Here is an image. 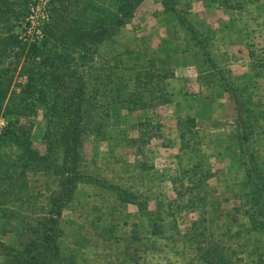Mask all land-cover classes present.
<instances>
[{"label":"rangeland","instance_id":"374dc122","mask_svg":"<svg viewBox=\"0 0 264 264\" xmlns=\"http://www.w3.org/2000/svg\"><path fill=\"white\" fill-rule=\"evenodd\" d=\"M61 1L41 3V0H0V84L6 80L4 86L9 87L11 99L21 95L24 86L28 85L30 74L36 72L45 54L65 55V48L59 42L64 40L65 25L67 28L74 27L77 22L87 24L95 19L110 23L115 18L119 2L72 0L69 6H65V3L61 6ZM173 1L187 25L203 41L216 69L229 77L244 99L249 125L254 134L253 147L257 163L264 171V1L249 0L242 10L227 9L222 0ZM87 5L90 6L87 12L78 16V10L82 11ZM57 11L63 20L54 38L56 42L43 47V52L35 60H18L23 48L27 55L30 47H42L48 41L50 26ZM73 54L76 55V51ZM93 57L88 65L91 68L86 70L91 91L97 76L105 77L114 72L115 85L121 84L124 89L121 93L128 95L135 90L134 80L138 72L143 73L155 65L166 68L182 65L199 73L201 86L195 83L189 85L192 89L194 86L199 87L198 90L203 92H200L202 96L192 101L195 99L194 93L185 91L187 100L185 98L177 113L171 107L148 105L136 108L135 112L130 113L133 116L129 119L123 116V111L119 119L112 118L104 126L108 137L106 141H99L93 133L87 132L84 136L86 164L82 170L92 177L146 191V197L154 199L148 203L154 211L162 201L175 196L172 188H160L157 184L177 177L171 167L174 162L171 161L173 154L178 152L179 157H182L179 163L183 167L179 165L182 171L186 170L188 161L191 166L188 168L190 177L203 175L197 176L203 181L198 182L193 189L201 193L205 205L186 217V220L180 216L182 210L178 213V227L182 233L171 241L149 234L150 222L147 215L139 212L141 206H137L139 211L134 207L127 209L113 202L110 194L103 193L96 186L83 184L62 215L61 264H203L191 242V236H186L191 221L199 219L203 220V227H210L209 233L214 232L219 239L225 236L226 246H222L226 249L228 264H264V234L251 230L244 211L243 203L248 189L244 186L237 149L228 148V142L221 143L218 138L214 142L216 149L221 151L218 161L207 164L204 159L207 154L202 150L209 144L208 140L203 128H199V122L191 124L189 117L194 110L201 116L199 118L208 119V103L215 99L226 100V105L221 106L222 111L218 109L217 115L232 120L236 113L230 95L222 90L215 73L204 64L195 41L185 27L165 10L162 0H143L131 22L98 46ZM185 74L187 78L194 79L191 71L185 72L183 76ZM147 93L146 90L143 94L145 100H148ZM5 112L4 109L0 112V128L4 129L9 125L7 117L1 119ZM37 114L38 118L28 122L36 126L31 144L33 150L44 155L49 148L42 138L46 119L43 110L39 109ZM151 122L159 127L155 130L157 136L150 141L151 144L142 146L145 152L140 156L143 164L137 166L131 162L137 155L132 147L139 137L137 129ZM117 143L122 146L128 143L127 146L132 148L119 150L115 157L113 154L106 155L102 149H96L101 144L107 148ZM164 147L169 149L164 150ZM184 149L189 153L182 156ZM12 153L19 155L16 143L0 140V157L4 163ZM56 157L60 162V154H56ZM24 161L27 162L24 176L11 180L3 173L0 181V216H9L7 221L5 218L0 221L7 231L4 236L0 235V242L17 250L23 244L16 233L23 226L22 220L36 219V216L46 213L49 199L57 190V177L52 171H37L32 168L31 159L26 158ZM185 173L189 177L187 171ZM209 179L211 181L208 183ZM200 205L199 202L198 207ZM137 233L141 239L145 238L142 244L134 247ZM143 243L147 246L144 247ZM136 255L138 257L134 260Z\"/></svg>","mask_w":264,"mask_h":264},{"label":"trees","instance_id":"16d2710c","mask_svg":"<svg viewBox=\"0 0 264 264\" xmlns=\"http://www.w3.org/2000/svg\"><path fill=\"white\" fill-rule=\"evenodd\" d=\"M142 1L119 0L115 18L110 23L104 22L103 19H95L87 24L77 22L74 27L67 28L65 25L64 40L59 41L60 45L65 48V55L45 54L46 56L42 57L43 61L38 63L36 72L33 71L30 74L28 85L16 99L9 97V87L4 86L6 80L0 84V112L6 101L5 113L16 117L34 116L39 109L44 111L46 128L42 138L49 146L44 155L33 150L29 131L32 125L27 127L28 130L24 126H20L17 130L14 125L18 124V121L14 124L9 122L0 140L1 142L11 140L16 143L19 155L12 153L6 163L0 157V172L6 174L11 180H14V177L24 176L27 166L24 160L27 158L32 160L30 161L32 168L44 173V170L52 171V174L57 177V190L49 199V210L43 215L36 216V219L26 221L23 219V226L17 231L14 229L20 235L19 239L23 240L21 249L17 250L0 242V252L5 257L4 264H61L60 225L64 209L73 201L82 184L98 185L94 180L86 179L87 176L82 170L84 136L87 132H91L97 139H106L103 128L110 123L112 118L119 119L124 110L135 112L138 107L148 106L143 100V91L148 85L150 73L145 74L147 72L143 71L135 75L136 87L128 98L126 94L121 93L124 90L121 84L115 85L114 72L108 73L105 77L97 76L92 91L86 78V70L91 68L88 65L93 60L97 47L111 39L131 22ZM162 1L165 10L185 27L195 41L204 64L216 74L224 91L230 95L237 117L235 140L238 145L239 162L243 169L244 186L248 189L246 215L251 229L264 234V171L257 163L253 147V133L248 124L247 105L231 80L222 72L217 71L203 41L196 35L193 28L187 25L174 1ZM71 2L72 0H62L61 6H64V3L65 6H69ZM222 2L227 9L242 10L249 0H222ZM89 8L90 6L87 5L82 11L78 10V16L87 12ZM61 20L63 16L57 11L50 26L48 41L42 47L36 45L30 47L27 55L23 48L22 53L18 55V60H23V58L27 61L35 60V57H39L43 52V47H48L50 42H56L54 38L61 27ZM71 48L74 49L71 50ZM74 51L76 55L73 54ZM9 64L13 65L12 62ZM92 106L94 107L91 110ZM191 124H195V120H191ZM158 128V125L152 122L148 125H141L135 146L141 149L143 145L149 144L156 138L155 130ZM56 154H60V162L57 157L55 158ZM186 171L189 176L190 170L188 169L178 174L182 184L177 199L162 201L156 212H147V203L142 205V202L138 201L133 194L116 192V195L125 206L130 204L139 208L141 206L140 211H143L142 214L147 215L149 219L148 232L151 236L173 241L181 235L178 227L179 221H177L178 213L183 209L196 211L205 205V199L200 196L201 193L193 189L199 184L198 182L203 181L200 177L197 179V176L203 175L186 177ZM199 202L201 207H198ZM3 218L7 221L8 214L0 216V220ZM5 224L8 225V223ZM202 224H204L202 219L194 221L191 231L186 234V236H191V242L199 253V260L203 264H228L226 257L228 255L225 254L226 249L222 246H226L225 236L222 235L219 239L214 232L212 234L208 232L210 231L209 226L203 227ZM4 227V224L0 227V235L3 236L7 233ZM142 238L137 233L134 247L144 242L145 237ZM143 246L147 245L143 243ZM137 257L136 255L134 260Z\"/></svg>","mask_w":264,"mask_h":264},{"label":"crops","instance_id":"0c3cea01","mask_svg":"<svg viewBox=\"0 0 264 264\" xmlns=\"http://www.w3.org/2000/svg\"><path fill=\"white\" fill-rule=\"evenodd\" d=\"M190 68L191 67H184L182 65L171 66V67H168V68L163 67V66H159V65H155V67H151V69L147 68V69H149L148 71H146V69H145L144 72H147L145 74L150 73L151 77H150V79L148 81V85L146 86V90L148 91V93H147L148 100H145L144 99V95H143L144 102L146 101V104L149 105V106L153 105V106H160V107H164V106L166 107L167 106L168 108L171 107L174 110V112L177 113L178 112V108L184 104L183 101L185 100V98L187 100L188 96L185 93V91H187L189 93H194L195 96H193V98H195V99L192 98L193 99L192 101H194V100H196V98L202 96V93H200V92H203V90L202 91L198 90L199 87L197 88L196 86H194L193 89H192V86L189 85V83H195L196 85H200V86L202 84V80L199 79V77H198L199 73L198 72H196V73L193 72ZM190 71L192 72L191 76L194 77L193 80L187 78L186 74H185V76H183V74L185 72L190 73ZM215 77H216V80H218V83L221 86L222 90L224 91V89L222 87V83L218 79L216 74H215ZM25 87L26 86H24V88ZM195 90H198V91H195ZM145 91H143V94L145 93ZM133 92H134V90H133ZM132 93L128 94L127 98ZM165 99H167V100L164 101ZM6 105H7V101L3 105V109L4 110H5ZM208 105H209V109H210V113H208V117H207L208 119L199 118L201 116H198V112L197 113L195 112L196 110H194L193 113H191L192 116L189 117L191 120H195V124H196V122L200 123L199 128H203L202 130L204 132V136L208 140L209 144L206 146V148H204V150H202L204 153L207 154V155H205L206 157L204 158L205 162L207 164L211 163L213 160L218 161V158H219L218 155L221 153V151L217 150L216 146L214 145V142L218 138H219V141L221 143L227 141L228 143H227L226 146L228 148L232 147V149H235V150L237 149V151H238V145H237V142L235 140L236 134H237V127H236L237 117H236V114H235V118L232 119V120L231 119L228 120L227 118H224L223 116L217 115V113H219L218 109L221 110V106L222 105H224V106L226 105V100L224 101V100L215 99V100L210 101L208 103ZM3 109H2V111H3ZM130 113H131L130 111L124 110V115L123 114L122 115L126 116L127 118L130 119L133 116V114H130ZM235 113H236V111H235ZM1 117H2L1 119H3V120H4V117H7V120L10 123L12 122L13 124L15 123V121L16 122L18 121V124H15L16 126L14 125V127L17 128V130H19L20 126H24L26 128L31 126L30 123L28 124L29 120H32L34 118H38L39 116H38V114H35L34 116H29V117H16L14 115L5 114V115H1ZM22 120H24L25 123H23ZM128 121H130V120H128ZM124 122H126V119L124 120ZM219 122H222V123H219ZM248 124H249V119H248ZM6 129H4L3 131L0 132V137L2 136L3 132ZM35 129H36V126H34L33 129H32V126H31V129L29 127L30 136L32 135L31 136L32 138L35 137L34 136L35 135L34 134ZM27 130H28V128H27ZM137 130H138L137 132L140 134V129H137ZM126 133L127 132H125V134ZM182 135H184V134H182ZM220 138L224 139V141L220 140ZM107 139H108V137L106 139L99 138L98 140L99 141H106ZM110 141H112V140H110ZM127 144H126V146H122V145H119V143H117V145H114L113 147L108 146L107 148H105L101 144L99 146L96 145V146H98L100 148V149L99 148H96V149H97V151L98 150L100 151L102 149L104 152H106V155L113 154L114 157H115V156H118L117 153H118L119 150L131 149L133 147L136 150V154L139 155V156L136 155L135 160L131 161V162L135 163V165H137V166H141L143 164V163H141L143 159L140 156H143L145 154L144 149L143 148L138 149L135 146L128 147ZM149 144H151V142ZM253 145H254V134H253ZM129 146H131V145H129ZM184 148H186V147H184ZM187 148H191V147H187ZM166 149H169V148L164 147V150H166ZM254 151H255V149H254ZM185 152H187V153H185ZM188 153H189V151H186L184 149L183 153H182V156H184L185 154H188ZM172 157H173V160L171 161V163L174 162V164H171V167L173 166V168H174L173 170L175 171L174 175H176L177 177L174 178V179L162 180V181L159 182V184H157V187L164 188L166 186H169L170 188H172V190L175 193V196H174L173 199L168 197L169 198L168 200H172L173 201V200L177 199L178 193H179L178 191L180 189V185L182 184V180L178 177V174H180L181 171H182V169L180 168L182 166L179 164L180 162H182L181 161L182 157H179L178 152H175ZM85 164H86V159H85V151H84V165ZM186 164L188 165L187 167H185V169L187 170L191 166H190L188 161H186ZM179 165H180V167H179ZM0 174H2V175H0V181H1V179L3 178V173L0 172ZM84 174L87 176L86 179L94 180L98 184V185L94 184V186L99 188L103 193L110 194L112 196L111 197L112 201L116 202V203H118V204H120L122 206H125V205L120 202V200L118 199V197L116 195V192H125V193H129V194H133V195H135L137 197L138 201L139 200L141 202L146 201L145 203H147V206H148L147 207V212H149V213L156 212L158 210L159 206H160V205H158V207L153 211L150 208L148 203H150L151 201H154V199L147 198L146 197L147 194H145L146 191H139L138 187H136V188H134V187H124L123 185H120V184L111 183V182L107 181L106 179H101V178L95 177V176H94L95 177L94 178L90 174H88L86 171L84 172ZM171 174H173V173H171ZM212 178H210V179H212ZM210 179L208 180V183L211 181ZM87 185H89V184H87ZM207 186H209V185H207ZM104 187H107V188H104ZM155 199H157V201L159 202V199L157 197ZM247 202H248V195H246V197L244 199V203H243L244 204L243 206H244L245 213H246V208H247L246 207L247 206ZM210 205L212 206V204H210ZM125 207H127V209H129V207H134V208H136V210L138 209V207L136 205H132V204L126 205ZM137 211H139V209ZM139 212L141 214L143 213V211L142 212L139 211ZM193 212H196V211H194V210H182V212H180V216H182V219L186 220L187 219L186 217H189V215L193 214ZM193 221L194 220H192L191 222L193 223ZM192 223H191V226L188 227L189 228L188 231H187L188 233L192 229ZM0 227H1V225H0ZM179 231H180V233H182L181 229H179ZM4 261H5V257L0 252V264H4Z\"/></svg>","mask_w":264,"mask_h":264},{"label":"built area","instance_id":"2783aa9c","mask_svg":"<svg viewBox=\"0 0 264 264\" xmlns=\"http://www.w3.org/2000/svg\"><path fill=\"white\" fill-rule=\"evenodd\" d=\"M41 1H42L41 3H43V1H45V3L48 2V0H41ZM3 130H4V128H0V132Z\"/></svg>","mask_w":264,"mask_h":264}]
</instances>
